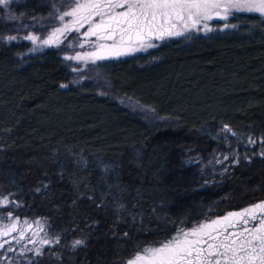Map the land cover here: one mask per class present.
Masks as SVG:
<instances>
[{
	"label": "trees",
	"instance_id": "16d2710c",
	"mask_svg": "<svg viewBox=\"0 0 264 264\" xmlns=\"http://www.w3.org/2000/svg\"><path fill=\"white\" fill-rule=\"evenodd\" d=\"M43 1L50 14V0L0 8V220L45 221L53 238L19 264H125L264 202V16L99 61L73 84L56 49L31 54L23 37Z\"/></svg>",
	"mask_w": 264,
	"mask_h": 264
},
{
	"label": "snow or ice",
	"instance_id": "6c2138e0",
	"mask_svg": "<svg viewBox=\"0 0 264 264\" xmlns=\"http://www.w3.org/2000/svg\"><path fill=\"white\" fill-rule=\"evenodd\" d=\"M9 3L10 0H0V5ZM116 9L125 10L118 12ZM244 12L264 16V0H73L71 10L58 17L61 21L72 17V23L57 28L44 43L49 44L53 37L65 35L70 30L79 31L88 24L87 37L112 40V45L100 44L97 51L87 57L68 59H92L95 62L155 47L153 40L183 36L201 30V26L204 31H211L206 21L214 18L227 21L229 15ZM97 16L100 17L99 23L94 24ZM27 39L35 41L37 37ZM260 155L264 156V152ZM8 202L5 198L0 204ZM14 231L15 224L5 225L0 235ZM84 243L75 240L73 248ZM3 246L0 243V248ZM36 254L41 253L37 250ZM129 264H264V202L229 213L223 220L205 223L189 231L182 229L173 238L161 241L159 246L144 248Z\"/></svg>",
	"mask_w": 264,
	"mask_h": 264
},
{
	"label": "rangeland",
	"instance_id": "374dc122",
	"mask_svg": "<svg viewBox=\"0 0 264 264\" xmlns=\"http://www.w3.org/2000/svg\"><path fill=\"white\" fill-rule=\"evenodd\" d=\"M26 1L27 0H10V3L7 5L8 7L5 5H0V8L2 7L4 8L5 6L6 10L12 12L16 7L24 5ZM50 1H51L50 2L51 10L49 11L50 14H44L45 12L44 5H46V2L43 1L41 7L38 9V14L35 17H33V19L30 21L29 23L30 27L28 28L29 30H27V32L23 34V37L26 40L30 41L33 45V47L30 50L31 54L42 55L48 48L56 49L60 53V56L62 57L66 65L69 66V69L72 72L71 82L73 84L82 83L87 78H89L88 72L91 71V67L102 60H96L95 62H93L92 59L78 60V59H68V57H77V56L87 57L89 53L97 51L98 45L100 44L112 45L113 41L98 40L96 36L87 37L86 33L88 32L90 25L84 24L82 27L79 28V31L70 30L65 35L62 36L58 35L56 37H53L49 44H45L44 41L47 40L57 28H62L64 24H71L73 19L72 17H65L64 20L61 21L58 18L60 13L71 10V4L73 3V0H50ZM124 10L125 9H116V11L118 12ZM235 15H237V13L229 15V18ZM99 20L100 17L97 16L94 18L93 23L94 24L99 23ZM213 22H215L217 26L213 25ZM219 22H221V25H223L222 27L219 25L220 24ZM224 22L226 21L214 18L210 21L205 22L208 24V27L212 29L211 31H204L201 26V30L199 31L194 30L192 32L207 34L217 29L225 28ZM29 36H35L37 37V39L35 41L27 39V37ZM174 37H178V36H173V37L166 36L163 40H153L152 43L156 45L155 47H157L161 42L169 40ZM81 44L83 45V47L80 46ZM155 47L145 48L139 51H130L129 54L123 56H129L136 53H145ZM30 53L26 52L25 55H29ZM123 56H119V57H123ZM119 57H110V58H119ZM116 97H117L116 100L123 107L128 109L130 112L137 114L138 116H140V118H142L150 125L156 126L162 123H170V124L173 123L172 120L170 122L169 119L157 115L152 109L145 107L132 99L123 96H116ZM236 212H240V211H236ZM226 216H228V214L215 220H223V218ZM17 221H19V223H17ZM212 221L204 222L201 223L200 225H203L205 223H211ZM12 224L16 225V231L11 232L9 235H0V243H3L4 245L3 248H0V253H4L1 259L4 260L6 264H19L20 262H22V260L27 259V255L29 253H36L37 250L41 252L45 247L50 245L53 241V238L49 233L48 225L45 221L21 220V219L13 218L12 216H8L5 217L3 220H0V232L3 231L5 225H12ZM222 226L223 225L218 227H222ZM232 230L233 229H229V231ZM21 231H23V235H21ZM9 248H11L12 250L10 251ZM125 264H129V261L126 262Z\"/></svg>",
	"mask_w": 264,
	"mask_h": 264
}]
</instances>
